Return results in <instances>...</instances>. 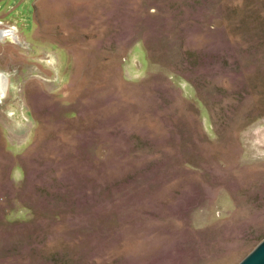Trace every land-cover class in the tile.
Returning <instances> with one entry per match:
<instances>
[{
	"label": "rangeland",
	"instance_id": "rangeland-1",
	"mask_svg": "<svg viewBox=\"0 0 264 264\" xmlns=\"http://www.w3.org/2000/svg\"><path fill=\"white\" fill-rule=\"evenodd\" d=\"M263 239L264 0H0V264Z\"/></svg>",
	"mask_w": 264,
	"mask_h": 264
},
{
	"label": "water",
	"instance_id": "water-1",
	"mask_svg": "<svg viewBox=\"0 0 264 264\" xmlns=\"http://www.w3.org/2000/svg\"><path fill=\"white\" fill-rule=\"evenodd\" d=\"M238 264H264V239Z\"/></svg>",
	"mask_w": 264,
	"mask_h": 264
}]
</instances>
